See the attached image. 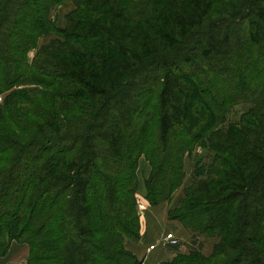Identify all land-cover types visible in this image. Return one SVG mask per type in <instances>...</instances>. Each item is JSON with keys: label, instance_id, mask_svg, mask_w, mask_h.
<instances>
[{"label": "trees", "instance_id": "1", "mask_svg": "<svg viewBox=\"0 0 264 264\" xmlns=\"http://www.w3.org/2000/svg\"><path fill=\"white\" fill-rule=\"evenodd\" d=\"M64 1L0 0V257L140 264L144 157L148 204L182 187L167 218L220 238L163 264H264V0Z\"/></svg>", "mask_w": 264, "mask_h": 264}, {"label": "crops", "instance_id": "2", "mask_svg": "<svg viewBox=\"0 0 264 264\" xmlns=\"http://www.w3.org/2000/svg\"><path fill=\"white\" fill-rule=\"evenodd\" d=\"M149 170L150 167L148 165L145 178L147 177ZM138 188L139 192L144 195V180L142 184H138ZM180 188L175 191L180 192L178 193L176 198V200L179 201V204L183 198V195H179L181 194L180 190H182V187ZM175 192L173 193L172 198ZM165 202L166 201L160 202L155 206L149 205L145 219H140L141 237L137 242L131 240L124 241L125 247L128 250L132 251L140 259V261L142 260V264H145V262L149 258H152L154 260H163V258L167 255V253L165 252V247H168L169 245H162L160 242V239L164 233L172 231L177 237H179V243L175 246L169 247H176L179 246L183 241H190L192 240L193 235L197 234L196 231L186 229L179 221L176 220H170L175 225V229L172 230L168 228L169 222L166 219L164 220V217L166 218L167 212L166 208L163 207ZM181 246L178 248V250H183ZM212 247L213 243H203L202 248L206 256H208L212 252ZM28 253L29 248L26 243H18L16 241H13L10 244L6 255L0 257V264H26Z\"/></svg>", "mask_w": 264, "mask_h": 264}, {"label": "rangeland", "instance_id": "3", "mask_svg": "<svg viewBox=\"0 0 264 264\" xmlns=\"http://www.w3.org/2000/svg\"><path fill=\"white\" fill-rule=\"evenodd\" d=\"M73 8H74V5L72 4V2L66 0L50 12V16L53 19V21L57 27L65 26L66 14L69 11H71ZM52 36L53 35H51V37ZM51 37L40 38L38 41V47L36 49H31L28 52L29 59L33 58V56L35 55L39 46L42 43H44L46 40H49ZM184 69H188V67L185 66ZM193 71H195V70H193ZM249 105L250 104L248 102L239 103V104L234 105L231 108L230 112L227 114V120L237 119L239 114L242 111H244L245 109H247L249 107ZM207 153H208V150L206 149L204 141H203L202 143H199L196 146V148L190 153L189 156L186 157V160H185L186 178H188L189 174L192 172V169L196 170L200 167V163L205 160L206 156L208 155ZM143 158L141 157V159H139L138 168H137L138 184H142V182H143V180L147 174L146 169H148V164L144 161L145 159H143ZM180 191H181V194H179V195H183V190H180ZM178 193H180V192H178V191L175 192L173 198H171L172 200L170 199L169 202L164 203L163 207H165L166 210H168L169 208H175V207L178 208L179 207V205H180L179 201L176 200ZM165 219L169 222L168 228H170L172 230L175 229V225L173 224V222H171L167 218V212H166V218L164 217V220ZM219 241H220V238L217 235H215L214 233H203V232L199 233V232H197V234L193 235V238L190 241H183L179 246H176V247H169V246L165 247V252L167 253V255L163 258V260H154L152 258H149L145 262V264H163L165 262L168 263L172 259H174L175 257H177L179 255H187L191 252L205 255L203 252V248H202L203 243H206V242L213 243V247H212V251H213L215 248H217L220 245ZM180 246L183 248V250H178V248ZM193 251H195V252H193ZM140 264H142V260L140 261Z\"/></svg>", "mask_w": 264, "mask_h": 264}, {"label": "built area", "instance_id": "4", "mask_svg": "<svg viewBox=\"0 0 264 264\" xmlns=\"http://www.w3.org/2000/svg\"><path fill=\"white\" fill-rule=\"evenodd\" d=\"M2 100V96L0 95V101ZM149 207L148 202L146 201L143 194L140 192H136V211L139 216V219H145L147 215V209ZM162 245L175 246L179 243V238L172 232L168 231L164 233L160 239Z\"/></svg>", "mask_w": 264, "mask_h": 264}, {"label": "bare ground", "instance_id": "5", "mask_svg": "<svg viewBox=\"0 0 264 264\" xmlns=\"http://www.w3.org/2000/svg\"><path fill=\"white\" fill-rule=\"evenodd\" d=\"M138 192H139V190H138Z\"/></svg>", "mask_w": 264, "mask_h": 264}]
</instances>
